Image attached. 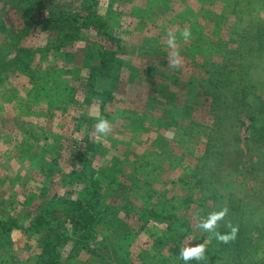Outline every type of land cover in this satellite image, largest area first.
I'll return each mask as SVG.
<instances>
[{
  "label": "rangeland",
  "instance_id": "obj_1",
  "mask_svg": "<svg viewBox=\"0 0 264 264\" xmlns=\"http://www.w3.org/2000/svg\"><path fill=\"white\" fill-rule=\"evenodd\" d=\"M8 1L13 6L0 1V24L4 23L16 33L17 28L31 20L29 14L37 9L27 11L31 0L24 1L25 10L17 3L21 0ZM259 1L147 0L146 6V0H99V9L108 14L115 28L114 34L121 39L119 45L112 41L107 46L121 61L119 78L105 69L98 75V86L94 88L97 91L87 94L83 83L89 63L81 59L75 66L71 64L72 60L65 64L67 56L63 50L69 46H52L48 59L37 63L42 71L48 73L63 65L65 68H82V77L77 83L74 74L65 76V89L69 95L66 99L75 94L78 101L69 102L63 116L60 109L34 99L28 100L25 106L27 99L23 93L28 88L29 78L7 73V79L19 91L14 90V93L0 85V217L14 219L23 227H29L40 207L54 199L83 192V179L71 180L75 170L83 166V158L65 153L59 168H51L39 164L36 159L25 158L24 154L30 156V152L23 149L27 144L35 146L43 141L46 147L42 153L50 156L54 148L71 146L72 132L79 121L80 132L94 134L99 147L92 159V167L98 171L101 201L106 206L105 219L109 220L99 223L89 240L95 252L82 243L79 246L69 243L60 250L61 259L68 257L71 264L88 260L100 263L103 258L115 259L117 264H141L142 255L152 251L156 239L165 233L170 235L161 224L143 216L141 208L152 211L162 206H180L183 202L187 213L180 210V214L183 219H189L190 231L181 239V247L207 240V251L215 248L220 256L226 257L221 264H235L237 257L233 258L229 249L218 243L214 246L210 234L202 232L197 225L215 210L216 205H227L235 211L237 197L247 199V207L255 211L252 216L258 228L251 229L247 235L253 239L247 243L250 257L255 261L263 259L264 87H244L242 79L249 74L264 84V52L261 51L256 60L258 66L247 69L252 60L244 61L242 57L244 38L241 36L245 34L238 26L234 35L226 39L228 45L223 51L224 62L236 65L237 75L231 80V89L223 91L208 87L207 81L203 80L210 76L208 50L192 49L199 38L202 41L217 40L215 32L221 33L224 29L219 23L223 20L218 19L217 14L228 15V21L234 27L239 21L242 26L247 25L253 16L264 19V4L261 6ZM224 4H232V10L235 8L232 17L228 14L231 11H224ZM70 8L78 10V1L74 0ZM238 11L239 16H236ZM31 24V30L24 32L23 44L36 47L46 44L47 40L59 41L58 30L46 37L40 24ZM186 27L192 32V38L187 41L180 37ZM169 31L177 34V47L183 59L180 69L168 67ZM9 36H5V42L10 41ZM77 43L76 48L70 49L91 46L92 50L99 51L105 44L93 30L86 29ZM64 44L68 43L65 41ZM254 54L257 55L256 50ZM93 60L99 61L97 54ZM101 91L109 94L100 95L98 92ZM87 97H92V101L88 102ZM77 111L82 112L78 119L74 118ZM104 118L111 123L112 132L98 138L95 125ZM208 158H212L209 163L206 162ZM201 177L212 179V186L209 187L208 182L202 186L204 179L198 182ZM214 190L221 193L222 203L205 200V196L212 195ZM189 196L198 204L190 206L186 202ZM245 211L248 214L249 210L245 208ZM40 235L42 233L33 230H15L13 244L9 249H0V264H40L37 258L42 250ZM172 240L171 245L175 246L180 238ZM122 256L125 262L121 261ZM241 262L245 264L246 258Z\"/></svg>",
  "mask_w": 264,
  "mask_h": 264
},
{
  "label": "trees",
  "instance_id": "obj_2",
  "mask_svg": "<svg viewBox=\"0 0 264 264\" xmlns=\"http://www.w3.org/2000/svg\"><path fill=\"white\" fill-rule=\"evenodd\" d=\"M0 1L9 3L10 6H13V3L12 5L10 3L11 1ZM21 1V3L17 1H15V3L17 2L21 9L25 10V6L23 4L25 0ZM65 1L67 2L62 0H50L49 2H46V0H31L27 11L32 12L34 9H37V11L29 14L31 20H28L21 28H17L16 33H12V29L4 23L0 24V85L5 86L6 90L15 93V91L19 90L12 81L7 79V73L22 74V76L25 75L30 80L28 88L23 93L25 94L23 95L24 98L27 99L25 101V106H27L28 100L34 99L35 101L37 100L40 102V104H46L49 107L60 109V111H62L61 116H63V113L66 112V107L70 105L69 102L72 103L78 101L77 95L75 94L72 98H67L68 100L66 99L68 93L65 89L67 82V78H65V76H68L69 73L74 74L75 81L77 83L78 79L82 77V68H65V65H63L58 67L55 71H50L48 73L42 71L41 68H38L37 63L48 59L52 46H69L67 49L63 50L65 56H67V59H64L65 64H67L68 60V63L72 60L71 64L75 66V64H78L81 59H83L82 61L89 63L87 67L88 72L86 79L83 83V86L85 85L86 87L87 94L89 91L94 93L97 91L94 88L95 86H98V75L101 71L108 69L109 73H112L119 78L118 74L121 67L120 59L115 58L113 56V52L107 48L108 42L111 43L112 41H116L117 45H119L121 39L114 34L115 28H113V23L110 21L111 19L107 17L108 14H103L102 9H99V0H77L80 6L78 10H72V8H70L74 0ZM208 1L210 2L211 0ZM259 2H261V6L264 4V0H260ZM224 5V11L226 9L231 11L228 14L232 17V15L235 14V8L232 10V4ZM165 6H167V3ZM208 11L210 12V10ZM239 13L240 11L236 13V16H239ZM225 16L226 14L224 13H222V16L217 14L218 19L223 20H220L219 23L224 27L223 31L226 32H215L218 35L216 41H202L201 38H199V40H197L192 46V49L203 48L208 50L206 58L210 67V76L203 79L204 82L207 81L206 83L208 84V87L215 88L217 90L222 88L223 91H226V89L229 88L227 90L229 91L231 89L229 86L232 84L231 80H235L237 73L235 72L236 65L230 66L224 62L225 56L223 51L228 45V40L226 39L229 36L234 35L238 26H241L242 31L245 34L241 36V38H244L242 42V50L244 51L242 57L244 61L251 59L252 63L249 62L247 69H254V66H258V61L256 60L259 59V54L261 51L264 52V19L259 16H253L252 20H250L247 25L242 26L239 21V25L236 22V27H234L232 26L231 21H228V15L226 17ZM31 23H33V25L40 24L41 31L46 37L50 36L53 30H58L57 36L59 41L51 42L47 40L46 44H40L36 47L27 45L26 43L23 44L22 39L24 38V32L31 30ZM191 23L196 22L191 21ZM84 29L93 30L95 35L105 43L100 46L99 51L92 50L91 46L77 50L70 49V47L76 48L75 45L77 40L81 38L82 31ZM6 35H10L9 37L11 39L9 42L4 41ZM65 41L68 44H64ZM254 50L257 51V55L254 54ZM95 54H97L99 61L93 60ZM111 57H113V59L108 64ZM220 58H222V61ZM222 68H224V70H222ZM242 80L244 87L251 88L256 86L257 89L259 88V85L264 87V84L258 81L257 78H254L253 75L248 74L247 77ZM255 82L259 83L256 84ZM237 89L239 91V88ZM98 93L100 95L109 94L107 91H101ZM92 99V97H87L88 102L92 101ZM61 102H65L66 104L61 107L56 105ZM104 106L105 102L102 104V109ZM80 115H82V112L77 111L74 118L78 119ZM39 127L43 128V125H40ZM81 128L82 126L79 124V121H76L72 132L74 136V139H72L74 140L73 145H61L59 148H54L51 151L50 156H48L47 153H42V150L46 147V144L43 141H41V143H37L35 146L27 144L23 147L24 152H30V156H32L30 157L27 153H25V158L32 160L36 159L39 164L43 166L49 165L51 168L54 166L59 168L60 160L65 153H70L72 157L80 156V159H84V164L81 168L75 170L71 180H76L81 177V179L85 182V186L83 192L78 195H72L58 200L54 199L46 205L40 207L39 211L36 213V217L33 219L29 227H23L14 219H5L0 217V249H9L11 243L13 244L12 235L15 230H23L24 232L33 230L35 233H42L39 239L42 243V250L37 256L38 263L40 264H71L68 257L65 259H61L60 257V250L69 243H73L75 246H79L82 243V245L88 248V250L92 252L96 251L94 248H91L89 240L95 235L99 223L104 222V219L107 217L105 212V203L101 201V184L96 177L98 171L92 167V159L98 152L99 147L97 146L96 141H94V134H91L90 132L82 134L80 132ZM75 142L76 147L74 146ZM82 143L84 144L83 146H81ZM211 146H213V144ZM78 147L82 148L80 151H75ZM211 159L212 158L206 159V162L209 163ZM202 179H204V181H202ZM201 181L202 186L208 183L209 187L212 186V183H210L213 181L212 179L208 178L207 180L204 177H201L198 179V182ZM136 191L137 189L133 192L135 193ZM220 195L221 193L219 191L216 193L214 190L212 195H207V197L205 196V200L212 199L216 200L214 202L222 203L223 201H221ZM236 200L238 201L236 207L234 208L236 210L232 211L227 206L229 208V214L225 218L226 220H230L233 225H237L239 227L235 240L228 244H224L218 242L210 234L212 243L214 246L218 243L224 248L229 249L233 258L237 257L235 264H242L241 261L245 258V264H264V258L255 261L252 256L250 257L249 249H247V243L253 242L252 237L250 235L249 237L247 236L248 233L251 232V229L258 228V226L255 227L257 222L252 216V214H255V211L250 209V207H247L249 204L247 199L237 197ZM186 202L189 203L190 206L198 204V201L192 196H189ZM200 205H202V203ZM214 207L215 210H218L222 206L216 205ZM173 208L162 206L159 209L152 211L141 208L143 216H149L148 220H153L157 224H161L165 230L170 232V235L169 233H165L156 239V243L152 248V251L142 255L143 261L141 264H185L183 260L179 259V252L183 247H185L184 245L181 247L180 242H182L181 239L186 238L189 234L190 228H188V223H190V221L184 216L183 219L180 214V210L187 213L183 202L180 206H173ZM245 208L247 211L249 210L248 214L245 211ZM108 220L109 219H105L106 222ZM218 231L225 233L230 230L224 227V222H221V227ZM175 237H179L180 241L179 243L177 242L175 246H172V239ZM218 252L219 250H216L215 248L214 251H206L205 259L203 261H190L189 264H218L217 262H220L221 264L225 262L224 260L226 257L220 256ZM113 260L115 259L103 258V261L100 263H93L88 260L81 261L79 264H117ZM125 260L126 259L122 256L121 261L125 262Z\"/></svg>",
  "mask_w": 264,
  "mask_h": 264
},
{
  "label": "clouds",
  "instance_id": "obj_3",
  "mask_svg": "<svg viewBox=\"0 0 264 264\" xmlns=\"http://www.w3.org/2000/svg\"><path fill=\"white\" fill-rule=\"evenodd\" d=\"M180 37L185 41L192 38V32L190 28H184ZM178 38L174 31H169L167 35V46L171 50L167 56L168 67L172 69H180L183 66V59L181 53L177 47ZM95 132L100 136L107 137L112 132V126L109 120L106 118L99 119L95 125ZM229 214V208L227 205L222 206L220 209L208 213L198 225L197 228L202 232L211 234L218 242L228 244L235 240L239 227L233 225L230 220L225 218ZM221 222H224V227L230 231L221 233L218 229L221 227ZM208 241L205 240L202 243H190L183 247L179 252V259L183 260L185 264H189L190 261H203L207 251Z\"/></svg>",
  "mask_w": 264,
  "mask_h": 264
}]
</instances>
